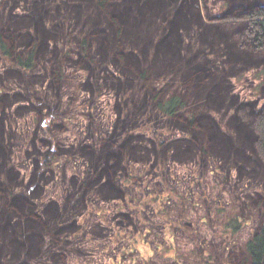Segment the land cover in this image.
<instances>
[{"label":"rangeland","instance_id":"rangeland-1","mask_svg":"<svg viewBox=\"0 0 264 264\" xmlns=\"http://www.w3.org/2000/svg\"><path fill=\"white\" fill-rule=\"evenodd\" d=\"M250 1L256 4L262 0ZM6 2L0 0V32L5 35L6 48L11 54L2 57L0 53V135L3 134L0 136V264H26L29 257L31 262L37 253L43 254L44 244L48 264H247L244 243L264 221V154L256 148L254 131L255 115L264 107V54L257 60L255 56L259 53H254L256 63L246 57L252 51L243 42L246 39L241 20L226 10L227 3L230 7L235 0H197V6L204 24H231L225 27L232 30L226 31V35L237 43L231 50L243 47L242 53L244 49L247 51L240 60L227 55L231 50L226 44L225 51L216 48L212 52L214 62L209 65L186 66L187 60L178 61L185 55L182 52L190 31L189 21L194 15L192 8L186 9L187 12L182 9L188 16L180 12L181 17H188L187 24L181 23L184 29L176 32V28H169V33L175 35L172 37L178 42L181 38L184 44L182 48L180 44H165L172 48L167 57L173 67L190 71L193 67L202 68L207 79L201 77L200 83L208 80L206 93L194 99H188L184 91L192 86V79L175 82L170 71L146 68V62L153 59L151 51L142 50L137 60L128 57L127 52L140 51L124 35L132 30V22L127 26L117 20L113 26L115 34H110L103 32L107 26L105 20L86 24V20L94 17L93 9L85 14L87 10L81 8L78 15L72 5L79 9L84 3L77 0H61L46 8L39 0H29L27 16L21 15L25 14L21 13L25 10L24 3L20 5L22 8L14 9L10 7L12 0ZM35 23L39 26L34 27ZM26 25L34 28H30L33 33L26 34ZM152 27H158L157 22L149 28ZM207 28L193 29L201 44H194L192 51L201 45L197 52H202L206 45L205 53L210 52L207 46L214 32ZM18 30L20 39H17ZM32 40V71L20 73L15 59L26 52ZM192 51L186 57L194 56L197 63L202 53L197 56ZM215 70L224 71L228 78L232 76L229 80L215 81ZM142 73L144 77L140 76ZM183 77H187L185 73ZM218 85L225 92L215 88ZM221 93L227 98L230 95L239 98L231 113L253 129L256 138L252 139L254 149L247 152L248 157L242 156V150L237 151L239 147L229 151L225 146L228 144H222L216 148L211 140L208 147L201 144L204 156L196 154L191 144L179 143L189 138L185 131L174 127L178 124L183 127L181 114L185 113L190 120L201 119L207 125L204 113L215 119L219 115L203 105L209 94ZM174 95L183 103L178 113L160 114L157 101ZM126 127L128 136L123 143L126 146L118 153L123 159L131 153L134 159L129 160L130 164H125V160H107L115 153L107 147L113 143L111 135L114 130ZM221 127L226 129L225 124ZM135 144L146 146L149 151L142 153ZM46 157L50 162L42 165ZM116 172V188L130 194L124 200L111 191L113 187L116 190L114 185L108 184L106 192L97 187L106 173ZM129 172L133 179L126 180ZM86 179L85 186L78 184ZM148 194L153 195L147 197ZM23 196L41 205V209L35 206V213L49 224L63 218L69 234L64 230L65 236L55 238L52 232L51 239L34 225L20 223L13 228L11 210L24 214L29 211ZM37 196H42L41 200ZM119 205L126 207L122 208L124 214L134 224L133 215L137 212L146 219L135 225L136 231L130 225L122 227L121 234L98 236V225L109 226ZM220 208L226 217L236 215L243 221L235 236L222 233L223 223L216 213ZM75 223L80 228L74 232ZM113 224L111 228L117 231L119 227ZM170 224L178 225L173 243L169 242L168 232L164 234L167 240L163 237L164 225ZM28 232H33L34 237L30 244L21 239ZM18 255L22 257L15 262Z\"/></svg>","mask_w":264,"mask_h":264},{"label":"trees","instance_id":"trees-1","mask_svg":"<svg viewBox=\"0 0 264 264\" xmlns=\"http://www.w3.org/2000/svg\"><path fill=\"white\" fill-rule=\"evenodd\" d=\"M12 1L13 3H10L11 8H14V9L22 8V6L20 5L24 3L26 5L24 6L25 10L23 9L24 11L21 13H25V11L28 9L29 0H12ZM39 1L42 2V7L46 8L48 7V5L50 6L53 3L61 1V0H39ZM77 1L84 3L83 6L79 5L80 6L79 9L77 8L76 5H72V9H74L76 13H78V15H81V11H80L81 8H85L87 10L85 14L89 13L93 9L92 14L94 17L92 19L86 20V24L89 25L90 24L89 22L97 24L98 22H103V20H105V25L107 26L105 30H103L104 33L108 32L111 34L113 32V34H115V31H113V26L116 24L117 20H120V21L122 20L124 23H127L126 24L127 26H129L130 23L132 22V25H133L132 30L129 33L125 31L124 35L129 39V43L132 46H137L140 49V51H138V53L136 52V50L138 49L129 51L127 52L128 57L133 58V59L136 58L137 60V58L139 59V57L141 56L140 53H142V50H149L151 51V55L153 59L150 63H148L146 62L147 61L146 57L143 58V61L146 62V65H148L146 66V68L149 67L151 70L156 69L157 71L159 70L160 71L161 70L170 71V73H173L175 82L178 79L180 80L182 79L181 81L192 79L193 80L191 82L192 86L187 87L186 90L184 89L185 93L189 95L188 99L189 97L194 99L195 97H198L199 95H204L206 93L204 89L206 87V84L208 83L207 82L208 80L207 81L205 80L203 83H200L202 82L201 77L203 79H207L206 77H204L205 75L203 76L204 70H202V68L200 69V68L193 67L191 71L189 70V68L188 69H183V68L176 69L175 67H173L171 63L172 61H170L167 57V55H169L172 50V48L170 49L168 45L175 46L177 44L178 45L180 44V48H182V46L184 45L182 43L181 38H180V41L178 42L177 39L172 37L174 34L172 35V32L169 33V28L171 30L176 28L175 31L177 32L178 30L184 29V27L181 26L182 22L187 24L186 20L188 17H181L180 12L185 14V16H188V13H186L187 12L186 9L190 10L192 8V10L194 11V15H193L192 20L189 21V25H188L190 27L189 28L190 31L187 34L188 36L186 35L187 43H185L186 47L184 48L182 52V55L184 53L185 55H183L184 57L178 60L179 62H183L187 60L188 63L186 64V66L188 65L192 66V63H194L196 66H204V63H206V65H209L211 64L210 62H214V59L211 58V55L213 51L214 52L216 51V48L220 51H225L226 44L229 46L230 50L232 47L237 46V43L235 45L232 39H229V36L226 35L227 34L226 31H232V30H228L225 27H228L231 24L215 26L213 24L211 25L204 24L202 22L200 9L197 6L198 5L197 0H77ZM5 2L9 4V0H4V4ZM251 3L252 2L250 0H235V2H233L232 6L230 7L227 3L226 10L229 11V13L232 12L230 14L237 16L239 20H241L240 27H242L241 29L246 39L243 42L245 43L246 47L252 51V53L251 52L247 53L245 49H244V53H242L243 47H241V49L238 48L237 50L239 53L236 50H231L230 53L227 52V55H229L231 59L240 60L241 56L247 53L245 55H247L246 57L250 59L251 63L252 62L256 63L257 61H254V53H259L257 54L259 56L257 57L255 56V59L257 58V60L260 59L259 57L264 54V0H262L261 2L258 1L256 2V4L254 3L251 4ZM51 9L52 11L54 10L53 7ZM182 9H185L186 12H183L184 10ZM97 13H100V14H97ZM21 15L27 16L26 13L21 14ZM21 15H14V16L17 17ZM155 22H157L158 27L149 28L153 26ZM33 25L34 27L39 26V24H36V23ZM25 27L27 30L26 34L33 33V30H34L33 27H30L28 25H26ZM205 27H208L207 29L210 28L212 30L210 32H214L212 33V40H211L212 42L209 43L210 44L209 46H207L208 48H210L209 50L210 52L205 53V50L207 49L205 47L206 45H204L202 52H197L201 50L199 49L201 45L198 46V49L196 51H192V49L195 47L193 46L194 44H197V43L201 44V42H199L200 36L198 37V34H196L193 29H199V28L205 29ZM30 28H33V30H30ZM19 30H18L19 34L17 33V35H19L17 39H20L22 37L21 32ZM119 33H120V30L118 31V34ZM50 41L51 40H49V44H50ZM33 42L34 40H32L31 43L27 45L28 48L25 53H23L21 56L15 59V65L20 70L19 71L20 73L23 72L24 74H30L32 71V68L34 65V51L32 50L31 45L33 44ZM166 43H170V44L165 45ZM49 44L47 47H49ZM6 45H8V42L6 44L5 35L0 32V53H2L1 54L2 57H7V56L11 57L9 50L6 48ZM191 51L193 52V54H196L197 56L202 53L201 60L196 63L195 61L196 58L194 56L192 57L190 56V59H188L189 57L187 55ZM258 62L261 63L262 61L260 60ZM184 73H185V76L187 77L182 78ZM214 73L216 74V76L214 77L216 79L215 81L223 80V79L229 80V78L232 76L230 75L228 78L224 76L225 72L224 71L221 72L220 70H215ZM144 74L145 73H142L140 76L144 77ZM189 77L190 79H188ZM211 79H209V81ZM210 82H214V81L211 80ZM228 87H229L228 91H231L229 82H228ZM215 88H219L220 91L224 90L223 92H225V88L222 86L220 88L218 85V86H215ZM221 94H216V95L209 94L207 96V99L203 106L209 107V108H206L208 111L214 110V112H216L217 115H219L218 119H215L213 116L209 115V113L208 114L204 113L205 114L204 116L206 117L207 122H208L207 125L205 123L203 125L201 119H199V121H197L195 118H192L190 120L189 116H186L185 113L181 114L183 124L182 123L180 124L183 127L181 128L179 124L177 126L174 125V127L180 128L181 130L185 131L189 135V138H185L187 140L186 142H179V143L191 144L190 146H194L196 148V152H197L196 154H200L201 156H204L203 155L204 152L201 150V144L204 145V147H208L210 144V140H211L215 142L213 146H215L216 148L221 147L222 144H228L225 146L228 148L229 151H232L234 150V148L239 147L237 148L238 149L237 151L240 152V150H242L243 152L242 156L248 157L247 152H249V150L253 148L252 144H254L252 142V139L256 138L254 136L253 129L250 130L249 128L250 124L247 125L246 121L242 120L243 122L241 123V119L240 118L237 119V117H239L237 114L231 113L234 111L235 107L238 105L237 101L239 100V98L235 95H230L231 98H227L226 95L224 94L221 95ZM181 106H183V103L180 101L177 95H174V96H169L167 98L166 97L162 98L161 100L157 101L156 108L158 109L160 114H163L164 116H168V115L173 116L178 113ZM245 106L248 107L249 105L245 104ZM197 107H200V106L197 105ZM189 111L193 115L192 110H189ZM221 124H225L226 129L221 127ZM171 126H173V124ZM255 128L256 129H254V131L257 133L256 134L257 139L255 141L256 148L259 150L260 153L264 154V107H262L255 115ZM126 129H128V127L121 128L119 129V131L114 130L111 136H113L112 137L113 143H116L114 144L116 147L112 148L114 146L113 143L108 144L107 147H109L116 154L113 153V155L109 156L107 160H112L115 162L125 160L126 161L125 164H130L131 159H134V158H131L132 156L131 153L127 159H123L122 158L123 155L121 154L119 155L122 148L124 151V148L126 146L123 144L127 140L126 137L128 136L126 135L128 131ZM2 135L3 134H1L0 136ZM139 137L145 138L144 135H139ZM134 138L132 139L135 141L137 138L135 139ZM135 146L141 151H143L142 153H144L145 151H149L147 150L146 146L142 147L140 144H135ZM91 151H93L95 154H98V152H96L97 150L95 149H91ZM49 162L50 161H48L46 157V159L41 163L42 165L44 164L46 165ZM115 162L113 163L115 164ZM110 164L107 163V165H110ZM106 174L105 176L107 178L103 177L100 180V182H98L97 184V187L103 188L105 192L108 191L106 190L108 184L111 185L112 187L113 185L115 186V182L118 178L117 172L115 173V175H112L110 173H106ZM87 182H88V179H86V181H83V182L78 181V184L82 183V185L85 186ZM260 185L261 184H259V186ZM113 188L111 191L116 192V195H118L119 189H117L116 186H115L116 190H114ZM6 189L7 188H5V190ZM38 197L39 196H37V198ZM41 198L42 196H40L38 199L41 200ZM22 200L24 201L25 207L26 206L29 207V211H28V214H24V211L19 212L16 209L11 210V216H12L11 224L13 228H15L20 223L22 224L27 223L29 225H34L32 227H36V230L42 229L43 235L45 236L49 234L51 239L54 236H56L55 238H57V235L61 236L65 234L62 232H64V230H66V228L68 227L65 226V220L63 218L61 220L57 219L55 222H52L49 224L43 219L44 217L35 213L36 207L41 209V205L40 206L36 205L35 200H33L30 197L23 196ZM83 207H85V205H83ZM222 209L223 208L216 210L218 218L223 223L222 233L235 236L236 234L239 233L240 229L242 228L243 221H241V219L236 215H231V216L228 215L226 217L225 212ZM52 232H54L55 235ZM67 233L68 231L66 230V234ZM25 235L27 237L24 235L21 237L23 241H26V242L29 241V244L30 242H33V239H34L33 232L25 233ZM56 244L57 242H55V245ZM43 248L45 250L43 254L37 253L36 258L32 259L30 262V257H29V262H25V263L26 264H48L49 257H48V253H47L48 251L46 250L45 244ZM20 249L22 250L23 248H20ZM160 249H163V248H160ZM243 249H244V253L246 256L247 264H264V221L259 224V226L256 228L254 233L244 243ZM49 250H52V249H49ZM22 255H18V257L15 258V262H18L19 259L22 257ZM59 259L61 258H58V260Z\"/></svg>","mask_w":264,"mask_h":264},{"label":"flooded vegetation","instance_id":"flooded-vegetation-1","mask_svg":"<svg viewBox=\"0 0 264 264\" xmlns=\"http://www.w3.org/2000/svg\"><path fill=\"white\" fill-rule=\"evenodd\" d=\"M126 177V180H130V179H133V176L131 173H127L125 175ZM140 179V178H138ZM142 180V179H140ZM119 187H121V184H119ZM120 190V189H119ZM148 193V192H147ZM146 193V194H147ZM119 194L121 195V198L122 200L125 199L126 195H130L127 191H119ZM149 195H153V194H148L147 197H149ZM141 201V200H140ZM156 201V199H155ZM87 205H85L84 208H86ZM123 207H125L124 205L121 206L119 205L117 210L114 211L111 219H110V224L109 226H101V225H98L99 226V235L100 237H107V235L109 234H112V235H115V234H121V228L122 227H127V226H132L135 231L137 230L136 228V224H139L141 225V223L146 219V216H140V212H137L133 215V218L135 219L136 221V224H134L133 220L130 218V216L128 214H124L125 212L123 211ZM126 208V207H125ZM113 223H115L119 229L117 231H113V229L111 228V226L113 227ZM79 224L78 223H75V227L73 229V231H77L79 229ZM178 230V225L177 224H170V226L168 225H164V231H163V237H164V234H165V231L169 233V242L170 243H173L172 241V237L173 235L176 233V231ZM95 235V234H94ZM166 239V237H164ZM167 240V239H166ZM132 243V242H131ZM133 243L135 244V242L133 241ZM133 249L137 250L136 247H133ZM173 259V257H170Z\"/></svg>","mask_w":264,"mask_h":264}]
</instances>
